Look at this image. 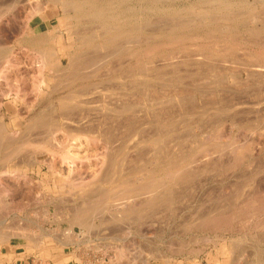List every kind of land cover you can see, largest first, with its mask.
<instances>
[{"label":"rangeland","instance_id":"obj_1","mask_svg":"<svg viewBox=\"0 0 264 264\" xmlns=\"http://www.w3.org/2000/svg\"><path fill=\"white\" fill-rule=\"evenodd\" d=\"M52 1L54 0H0V125H2L1 128L3 126L5 127L3 134L2 133L0 134L1 135L0 136V141H1L0 142V179H1L0 180V237L1 238L28 237V238H34L35 240L40 239L43 241L44 237L49 236L50 238L57 240L59 244H66V245L68 244L67 246L65 245L62 248L58 246V251L64 252L63 250H65L64 254H62V257L65 259L62 262L64 264H264V259H263L264 254H260L259 256H256V252L258 250L264 249L263 248L264 233H262L264 229L257 228L256 226H254L255 224L253 222L244 224L243 221H240V219L244 220L243 219L244 213L242 215L239 214L238 216H236V219L239 220L238 221L234 220L233 223L229 225L231 229H229V227L226 228L227 230L223 228L219 229V226H217L218 224L215 223V221L219 219L218 216L220 215L224 216L225 214L227 215L231 211H239L241 209L240 207L244 208L243 205L246 202L248 203V201L254 196L256 197L258 196V199L261 196L264 197L263 195L264 194V154L262 152L257 153L255 151L256 153L254 152V154H249V155L245 154L244 155L245 157H243V159L240 162L239 160L237 161L234 159L233 154L231 155V153L228 152H227L228 154L225 153L226 151H224V154L225 155L227 154L226 157L221 156L219 154H218L219 156L218 155L216 156L217 153L216 154L212 153V151L215 150L216 148L215 145L219 147L218 145L220 143L222 144L225 142L224 137L219 138L217 136V138L214 139V137H216L214 135L216 133L215 131H213L214 128H217L218 132H219L218 129L224 128L222 132L224 131L226 133L223 134L230 135L231 140H234L233 139L234 136L237 137L238 135H240L238 128L236 127L233 128L230 126V124L228 125V121L230 117L228 113L229 114L232 113L229 99H231L233 95L234 97H236L235 95H237V97L241 99L244 95L243 94L241 96L244 89L241 86H239L236 92L231 87L232 79L229 76L230 71H228L229 70L228 64L226 63L220 64V62L222 61L221 59H223V55L220 53H216L215 50L211 48V46L216 43H218L219 45L220 44L224 45L230 42V39H228V37L225 36L226 33L224 31H222L224 34L218 32V34L220 35H218L216 32H213L214 31L213 29L215 28L214 26L217 25V26H221L222 29L223 28L226 29L230 23L228 21L221 20L213 24L212 26L206 24H203V26L199 24L195 25V22L199 20L196 18H199L198 15H200V13L204 11H208L210 13L212 12L206 10L212 7V3H210L209 0H143V1L142 0H115V1L102 0L100 2L95 1L93 4L96 6H100L99 3H103L104 5L107 6L106 7L107 13L105 16H103L104 17L103 20L102 17L101 19L95 20L90 15L79 16L78 17L79 19L77 18H72V20H70V18L69 20L65 19L63 17V8L61 4L53 3ZM220 1L233 2L235 4L238 3L237 6L235 4L233 5V7L235 6L234 9L237 11L239 10L240 13H241V9L243 11V6L241 3H243L244 0H220ZM38 2H40L44 6V10L41 11V14L35 13V8L37 9ZM206 3L208 5H206ZM193 6L196 8V10H198V8L199 10L200 9H204V10L194 11L195 8L194 10L191 8ZM184 7L186 8L184 9ZM143 8L145 9L143 10ZM191 13L192 16H194L193 18L191 15L190 16L188 15ZM185 14L187 15L185 16ZM67 15L73 16L74 12L71 11ZM177 16L179 18H177ZM122 17L125 18V20ZM171 17H173V19H171ZM182 17L184 19H182ZM167 18L174 21H172L171 23L170 20ZM158 19L161 20L159 24L156 23L160 21ZM187 19L188 21L186 23H182V20H187ZM191 19H193V21ZM194 19H196L195 22ZM240 19L242 20V16L240 17ZM167 20H169L167 22L168 24L164 23ZM175 21H177V24ZM169 22L171 23L172 26L169 24ZM180 22L182 24H180ZM97 24L98 25L100 24V26H98ZM28 25H31L33 30L37 31L39 34H43V38L45 39L46 38L48 39V37L50 36L54 37V39L51 40V43L47 44L46 47H50L51 49L57 51L60 64L63 67L68 64V56L66 55L68 54V52L73 53L74 55L76 54L75 55L77 57L76 59H78L77 61H79L77 63L80 64V60H81L80 65L75 66L77 64L76 63L73 67H71L72 68L71 70L70 69L68 70L67 73L68 75L65 74L64 76L59 77L58 79L55 80V82H53V80H50L46 77V81L52 82V85L54 84L55 88L53 87L51 90H48L45 87V84L43 85L41 84L44 77L43 75H41L40 71L36 69L38 68L36 65L40 64L39 62L40 58L38 53L35 51L36 48L34 46L33 41L30 40V38L26 37L27 32L25 31L27 30L26 26ZM109 25L112 26V28L109 27ZM105 26L106 27L108 26V28H106ZM165 26L166 28H162ZM89 27L90 29L87 31V28ZM210 29L213 31H211ZM239 29L241 30L242 33L243 32L242 24L240 25ZM72 30L76 32L79 30L81 32L78 31L77 33L76 32L74 33L72 32ZM100 30L103 31L105 35L103 36L102 34L99 35L101 33ZM105 30H107L106 31L107 33L105 32ZM93 31L96 34L95 38ZM156 33L158 34L155 35ZM88 34L90 37L88 36ZM120 34H124V35L122 36ZM152 34L154 36H151ZM23 35L25 41H22ZM75 35L76 37L78 35L77 37L78 39L75 37ZM113 35H116L118 39H116V37L114 36L115 39L110 40L109 37ZM147 36L148 37L151 36L152 41L150 40L151 42H149L148 44H146L147 42L145 44L141 43L140 40H143V37L147 38ZM74 37L76 38V40L74 39ZM129 37L131 38L129 39ZM176 37H180V38H176ZM26 38H28L29 40ZM87 38L89 41L87 40ZM190 39L193 42L190 41ZM130 40L134 42L132 43ZM170 40H172L171 45L170 44L162 45L161 47L158 48L159 50L157 49L153 53L147 56L143 55L142 52L148 45L149 46L153 45L152 43L157 45L156 42H158L159 44L160 43L164 44V42ZM85 41H88L86 42L87 45L84 44ZM125 41H130L131 43L130 42L126 43ZM137 41H139L140 44ZM199 42H201V44L203 45H201ZM213 42L215 43L211 45L210 43ZM205 43H207L209 46ZM102 44L105 45V48L104 47L102 48V46H104ZM124 44L126 46H124ZM188 44L190 47L188 46ZM75 45L77 46L79 45L78 46L79 48ZM120 45L122 48L120 47ZM65 47H67L66 50L68 52L65 51ZM142 47H144V49ZM242 47L243 46L241 44V49ZM172 49L178 52V57L180 55V58L175 57V60L177 58L179 60L181 59L180 61L174 60L173 62L172 61L170 62V60H168V57H166V55L168 56L171 52H173ZM205 49L209 52L216 53L217 57L214 59L216 60V65L218 62L219 63L218 66L215 67L219 68V72L218 70L209 72L207 69H204L208 67L203 63L204 59L202 58L201 61L200 59L197 58V54H196L198 53L197 51L201 50L202 52H207ZM191 50H193L194 53H192ZM184 51H186L187 53ZM188 51H191L190 54L191 53L192 55L195 54L193 56L196 57L190 56ZM133 52L134 53L138 52V53L133 55ZM164 52L165 53L168 52V54L167 53L165 54ZM84 53H86V55ZM159 53L161 54L159 55ZM180 53H182V55L186 53L188 57L185 54L187 58L185 57L183 58L184 59L183 60ZM93 54L97 58H95ZM77 55H79V57ZM87 55L89 59L86 57ZM161 56L163 57L165 56L166 59H164ZM83 57L87 58L86 62H85L86 59L85 58L83 59ZM90 58L91 59L93 58L94 60L93 59L91 60ZM161 58L167 60L170 64L167 61L162 60ZM187 59H189L190 61ZM161 60L163 62H161ZM196 60H197V64L196 62L195 63L193 62ZM186 61H188L189 63H187ZM223 61L225 60L223 59ZM91 63L92 66H90ZM94 63H97L96 66H94L95 65ZM142 63L143 66L144 64L145 65L147 64L146 67L147 66L148 67L147 68L145 66L143 67ZM148 64H152V66L151 65L149 66ZM87 66L91 70H88ZM107 66L109 69H107ZM200 66L202 67V70ZM77 68H79L80 70ZM138 68H140L139 70L142 73L138 71ZM225 68L228 70H226ZM144 69L146 72L144 71ZM89 71H91V73ZM79 72L81 74L79 75L76 74ZM83 74H85L86 76ZM177 76L178 78H176ZM66 77L68 78L66 79ZM222 79L223 81L226 80L227 82L226 81L222 82ZM219 80L221 83H223L222 85H220ZM214 83L215 84L219 83V85L218 84L215 85ZM120 86L122 87L120 88ZM181 88L184 89L183 92L185 90H186L185 92L187 93L195 92L196 94H198V96H199V92L209 94L212 97L215 95V94L212 95V93H216L217 95H215L216 97L214 96L215 98L218 97L219 100L222 98L224 99V101L225 99H228L226 100L225 103L227 104V102H229V104L223 107H219L217 104L215 105L214 103H208V102L205 103L206 101H204L203 104L205 106L202 104V102L196 104L198 107L197 109H199V111L196 108L193 109L194 111H192L191 109L192 107H190V109L186 107L187 108L186 110L184 109V107L180 106V104H176L173 98L175 96L176 91L178 92L182 91ZM152 89L153 91H151ZM232 90H234L235 93L232 92ZM154 91L155 93H152ZM121 92H123V95L126 97L121 95L122 94ZM47 93L50 94L48 95ZM115 93L117 94L116 96ZM158 94L159 97L162 94L163 95L161 96V98H159ZM156 95L158 99L157 97L155 98ZM107 96L111 98L109 99V97ZM120 96L122 97L121 99L119 98ZM164 97L165 99H163ZM161 99H163L164 102H162ZM210 99L212 98L210 97ZM88 100L92 102H89ZM219 100H217V103L220 104L221 106ZM136 101H138V103ZM149 101L150 102L155 101L157 103L152 102L153 105L151 106L150 103H148ZM62 102L63 104L65 102L67 107L70 108V110H72L71 113L72 117H76L81 113H83V115L81 114L80 116H84L86 118H90V117L93 118L92 129H95L93 131L98 136L97 138H99L98 142L101 143L98 144L96 137H95L96 139L94 137H93L94 139L91 137L93 140L91 139L89 140L88 146H86V143H84L83 146L81 145V147L80 145H77L79 144V142L77 141L78 142L77 143L74 140L75 142L73 141V143L76 145L72 144L71 147L69 146L70 147L69 149L60 146H57L58 148L57 149L55 145L53 146V144H45V143L39 144L34 141H30V142L27 141L22 143L21 140H23V137L25 136L24 132L25 131L27 132L28 126L30 125L32 126L31 124L32 120H34V117L41 111V109L44 110L47 107L48 108L55 107V110L57 109L58 112L60 111L61 108L60 104ZM165 102L166 104L167 102H170L172 104L169 103L168 104L169 107H168L165 104ZM123 104L124 105L127 104L128 108L129 107L132 108H129L130 110L129 109L126 110V108H122ZM161 104L162 105L165 104V106L163 107L166 108L167 106L169 108V109L166 108V110H170V107L172 106L171 108L172 110L166 112L169 113L170 115L169 119H168V115L166 117V114L164 115L166 118L165 117L161 118L160 116V118L163 120L153 116L162 107V106L160 107ZM228 106H230V108H228ZM81 108L83 111L81 110ZM121 108L123 110H121ZM147 108L152 109V112L150 113L149 111H147ZM165 108H161V110ZM220 108H224L223 110L227 108V110L223 111ZM76 110L78 112L80 111L82 112L78 113ZM100 110L104 112L102 113L100 112ZM173 110L174 111L177 110V111L174 112ZM143 113L144 115L147 113L146 116H144ZM102 114L105 115L103 116ZM119 115H126L127 118L131 117L132 121L135 120L134 122H137L135 127L139 123L142 124L145 133L143 132L142 125L137 126L138 132L142 130V133H140L141 131L139 132L140 134L136 133L137 130H133V129L127 130L125 124H123L125 122L123 119L125 120L127 119L126 116L121 117ZM115 116L116 118H113ZM118 116L121 118H119ZM193 116L196 118H194ZM138 117L140 118V120ZM143 117H146L147 119ZM152 117H154L155 119ZM170 117H172L173 119ZM57 118H58L59 127H61L62 119L59 118L58 116ZM214 118H216L217 120ZM119 119L120 120L122 119V121H119ZM28 120H30L29 123ZM116 120H118L119 122ZM144 121H146L147 123ZM176 122L177 124H175ZM52 124H54L53 121L45 123V125L43 124H37L36 126L34 125L32 126L33 128L31 129L32 130L31 134L35 133L33 135H36V137H38L37 139L44 140L45 137L44 135L40 136L37 135L36 133L38 131H45L48 128L54 127V126L50 127V125ZM218 125L220 128L218 127ZM171 127L172 129H170ZM139 128L141 129L139 130ZM124 129H126L127 131ZM123 130L125 133L123 132ZM132 130L134 133H130L131 135L127 136L129 132H131ZM103 131L106 132L108 131V133L111 132L109 134L110 136L111 134L112 135L114 134V136H112L109 139L111 142H108V144L106 141H104V139L100 135V133H102ZM121 131L124 134H122ZM120 132L121 134H119ZM211 132H214V134H212ZM11 133L12 134L17 133V136L12 140L8 139L12 136ZM161 133H163V136H161ZM208 133L210 134L208 135ZM55 134H57L58 139L60 138L59 140L61 141H65L69 139L71 140V137L66 132H63V129H61V131H55ZM118 134L120 135V138L119 136L117 137ZM211 134L214 136H212ZM99 135L101 136V138L99 137ZM143 135L146 137H143ZM171 135H173V137H171ZM66 136L68 137L66 138ZM137 136H139L140 138H144L143 139L144 141H141L138 144V146L132 148L131 145L133 144V140L135 138L136 140L139 139V137L137 138ZM147 136L149 137L147 138ZM159 136H161L162 138H160ZM82 137H83L81 138L82 140L89 139V137L86 136H82ZM195 138H199V139L195 140ZM240 138L238 136L237 139L235 140L240 142L243 140L242 138L241 139ZM122 139H123L122 141L123 144L122 142H120V140ZM161 139L165 140V143L168 145L166 146V144H164L165 150L162 153L158 154L159 151H157V148L159 147L157 145L159 146L162 145L163 142L161 141L163 140ZM94 140H95V146H94ZM112 141H116V142L114 143ZM167 141H169L170 144L172 142L171 147L169 142ZM213 141L215 142L213 144L214 146L212 145ZM4 143L5 146L3 145ZM110 143H111L110 146H112L111 151H110L111 148L109 146ZM112 143L114 144L117 143L116 144L117 146L115 145V148L118 147L119 145L118 147L119 149L116 148L117 155H113V156L112 154H114L113 152H115L116 150L115 151L113 150L114 145ZM209 145L213 146V149L210 148ZM139 146L143 147V149L142 148L139 149L140 148ZM178 146L179 147L181 146L180 148L181 149L183 148L184 151H182L183 149L181 150L180 148H178ZM209 148L212 149V151ZM134 149L136 155L135 153H132ZM186 149L189 151V153L188 151H186ZM206 149L211 151L209 152V154L211 153V156L208 154V156H210L211 159L214 157L217 158L221 156L220 159L214 158L216 159V161L221 160V162L217 161L216 162L217 165L216 164L213 165L215 163L214 159L213 161H210L211 163L207 161V159H204L207 158L208 156L206 157L204 155L205 157H202L203 155L201 154L202 151L205 152ZM141 150L144 151L143 152L144 155H142ZM208 150H206V153L208 152ZM149 151L151 152V154H148L150 153ZM181 152L185 156L179 155L181 154ZM197 152L198 154L201 153L200 154L201 156L200 155L197 156L199 158L202 157L201 160L204 161L201 162V160L198 157H196ZM212 154L214 155V157ZM221 154L223 155V152ZM94 155H96V157ZM129 155L130 157L133 158H130ZM171 155L173 157H171ZM159 156L160 158L163 156H168L167 157L168 162L174 160L171 158H175V157L177 158V156L179 158L181 156L180 158L181 159L183 158L181 161L182 162L180 167L181 170L180 168L178 170V168L175 167L174 168L169 167L168 170L167 169L159 170L156 166L155 170L156 169L157 170L156 171L154 170L155 172H150V168L155 167L156 165L155 163ZM227 156L229 158L232 156L233 160H231V158L229 159ZM91 157H93L94 159ZM210 157H208L209 158L208 160H210ZM86 159L88 163L86 162ZM103 161L106 164L103 163ZM129 162H131V164H129ZM198 162L200 164H202L203 162H207L205 164L208 169L202 168L205 167L204 163L203 166L199 167L200 164ZM184 163L188 167H185L186 165ZM209 163L212 165L209 166ZM233 163L236 164L234 165ZM87 165H90V169L89 166ZM196 165L197 167L195 168ZM190 166L191 168L193 167V170L194 168L196 169V171L194 170V172L197 173L196 176L193 174V176L195 177L191 175L192 173H194L193 170L191 172L190 170H188L190 174L189 172L187 173L186 169H190L189 168ZM85 167L87 168L85 169ZM73 169L76 171L74 172ZM184 169L186 170L185 173H183L185 171ZM174 170H175V174L172 173L174 172ZM91 171H93L96 174L95 175L92 174L93 172L91 173ZM90 173L91 176L93 175V178L90 176ZM101 173L104 175H102ZM170 173H172V177ZM181 173L185 175H182ZM186 173L191 177L187 179L188 176L186 175ZM167 174L168 176H163ZM179 174H181V176H187V177L186 178L181 177ZM159 176H161V179L163 180V181L160 180V183L158 182V178L160 179ZM168 177H170L169 178L170 181ZM180 177L183 178L184 180L181 179ZM164 178L167 180H165ZM179 178L181 180H179ZM151 179H153V181ZM185 180H187L186 183ZM148 181H150V183L145 184ZM180 181L183 183V184L181 183L182 185L180 184ZM152 182L153 183L155 182L154 183L155 185ZM259 182L261 184H259ZM150 184L152 185L153 189L150 187L151 186ZM241 184H243V186ZM256 186L259 188H257ZM137 187L139 189H137ZM157 187H159L160 189ZM169 187H171L170 191L172 190L171 194L170 192L168 194V190L165 189ZM142 188H144L145 190ZM162 188L165 189L164 191H167V196L166 197L163 196L162 198H160L157 194L161 193ZM130 189H134V190H130ZM141 191H142V197L139 198V196H141L140 195ZM143 191L146 192L147 194L149 193V195L144 197L145 193H143ZM256 191H258L259 193L261 192L263 193H261L262 194L261 195ZM151 192H153L154 196L150 195ZM248 192L249 193L251 192L252 194L251 193L249 194ZM3 194L6 195L4 196ZM133 194H135V196L133 197H136V194L137 196L138 195L139 196L136 199L133 197L129 198ZM247 194H249L251 197L247 196ZM253 194L254 196L252 197ZM101 195L106 196V198L102 197ZM168 195L171 196L168 197ZM230 196L232 197L230 198ZM124 197L125 198L128 197L129 199L127 198L124 199ZM105 199L107 202L105 201ZM97 200H99V203ZM261 200L258 201L256 200L258 202V203L256 202L255 204L256 207L258 208L260 206L258 209L264 208L263 205L264 202L262 203V201L264 200L262 201ZM148 201L150 202L155 201V203L153 205L150 204L149 206ZM95 202L97 204H95ZM261 203L262 205H260ZM239 204H241L242 206H240ZM100 207L103 210V213H101L102 211ZM97 210L101 212H98ZM92 211L94 212L97 211L98 213L96 212V214H94V212ZM81 212L85 213V215L82 214ZM80 217H82V219ZM260 217L263 220L264 213H261ZM212 219L214 221L213 223L211 222ZM234 222L236 223L238 222L241 225L240 224L238 225V223L236 225L234 224ZM84 223L87 224L84 225ZM249 224L250 226L252 224L253 228L252 226L251 228L248 227ZM240 226L243 229L239 228ZM9 227L12 229V231ZM233 227L234 229H232ZM255 229H257V231ZM69 230L74 231L72 235H70L71 233H69ZM247 231L249 232L252 231V232L249 233ZM68 235L70 237H68ZM242 235L243 236L245 235L244 236L245 238L242 237ZM72 236H74V238ZM65 237H67V239H65ZM233 238L236 240L239 239V242L236 241L239 244L238 245L236 244L237 246L235 247L232 244ZM242 238H244V240L246 241L242 242ZM260 240H262L263 242H261ZM259 241L261 243H259ZM124 250L126 253H124ZM69 254L71 255L68 256ZM120 257L122 258L120 259ZM142 259H144L146 263Z\"/></svg>","mask_w":264,"mask_h":264},{"label":"bare ground","instance_id":"obj_2","mask_svg":"<svg viewBox=\"0 0 264 264\" xmlns=\"http://www.w3.org/2000/svg\"><path fill=\"white\" fill-rule=\"evenodd\" d=\"M95 1H97V2H100V1H102V0H54V1H52L53 3H60L61 4V6H62V8H63V17L65 18V19H68L69 20V18H70V20H72V18H77V19H79L78 17L79 16H83V15H90V16H92L95 20L96 19H101V17H102V20H103V16H105L106 15V13H107V6L106 5H104L103 3H99L100 4V6H96V5H94L93 3L95 2ZM115 1V0H114ZM143 1V0H142ZM210 1V3H212V7H210V9L208 8V9H206V10H209V11H212L211 13L210 12H208V11H204V12H202V13H200V15H198L199 16V18H196V19H199L197 22H195V20L196 19H194V22H195V25H197V24H199V25H202L203 26V24H206V25H209V26H212L213 24H215V23H217L218 21H221V20H224V21H228L230 24L227 26V28L226 29H222V27L221 26H214L215 28L213 29V30H211V31H213V32H216L217 34H218V32L219 33H222V34H224L222 31H224L226 34H225V36H227L228 37V39H230V42H228V43H226V44H224V45H222V44H218V43H216V44H214L215 42H213V43H210L211 45L212 44H214V45H210L211 46V48H213L214 50H215V52L216 53H220V54H222L223 55V59L226 61H223V59H221L222 61L220 62V64L221 63H226V64H228V69H226V70H228V71H230V78L232 79V88L237 92V89H238V87L239 86H241L243 89H244V91H243V93L241 94V96L243 95V97L240 99V98H238L237 97V95H235L236 97H234V95H233V97H232V95H231V99H229V101H230V105H231V112L232 113H228V115L230 116L229 117V121H228V125L230 124V126L231 127H236V128H238L239 129V133H240V135H238L239 136V138H240V136H241V138L243 139L242 141H240V139H239V141L241 142H238L237 140H235V139H237V137L236 136H234V140H231L230 139V135H226V134H223V133H226V132H222V130L224 129H221L220 127H219V125H218V127L221 129V131H220V129H218L219 130V132L217 131V128H214L213 129V131H215V133L216 134H214V132H211L212 134H214L216 137H214V139H216L217 138V136L219 137V138H221V137H224L225 139V142L224 143H220L218 146L219 147H217V145H215V150H213L212 151V149H213V144L215 143L214 141H213V143H212V145L213 146H211V145H209L210 146V148H212V149H210L211 151H212V153H217L216 154V156L219 154V155H221V156H225L226 157V155L228 154V153H231V155L233 154L234 155V159L235 160H239V162L243 159V157H245L244 155L246 154V155H249V154H254V152L256 151L257 153H259V152H262L263 154H264V0H244L243 1V3H241L242 4V6H243V11H242V9H241V13L239 12V10L237 11V10H235L234 9V7H233V5L235 4V3H233V2H221L220 0H209ZM238 2V1H237ZM155 3V2H154ZM205 3V2H204ZM209 3V2H208ZM233 3V4H232ZM40 2H38V4H37V9L35 8V13L36 14H41V11H43L44 10V6L41 4ZM199 4V3H198ZM39 5V6H38ZM201 5V4H200ZM200 5H199V8H200ZM206 5H208L207 3H206ZM236 6L238 5V3L237 4H235ZM239 5H240V2H239ZM135 6V5H134ZM131 7V6H130ZM189 7V6H188ZM186 7H184V9H185ZM193 10H194V6L193 7H191ZM199 8H198V10H196V8H195V10L194 11H200V10H204V9H200L199 10ZM239 8V7H238ZM145 8H143V10H144ZM150 9V8H149ZM181 9V8H180ZM120 10V9H119ZM175 10H177V9H175ZM186 10H188V9H186ZM189 10H191V9H189ZM192 10V11H193ZM71 11H73L74 12V15L73 16H68L67 14H69ZM114 11V10H113ZM132 11V10H131ZM139 11V10H138ZM179 11V10H178ZM121 12V11H120ZM130 12V11H129ZM191 12V11H190ZM180 13V12H179ZM197 13V12H196ZM242 14V15H241ZM187 14H185V16H186ZM189 16L191 15L192 16V13L191 14H188ZM195 15V14H194ZM197 15V14H196ZM242 16V20L240 19V17ZM194 16H192V18H193ZM110 18V17H109ZM108 18V19H109ZM112 18V17H111ZM123 18V17H122ZM130 18V17H129ZM139 18V17H138ZM176 18V17H175ZM177 18H179L178 16H177ZM176 18V19H177ZM181 18V17H180ZM191 18V17H190ZM86 19V18H85ZM89 19V18H88ZM87 19V20H88ZM124 20H125V18H123ZM162 19V18H161ZM167 19H169V18H167ZM171 19H173V17H171ZM182 19H184L183 17H182ZM120 20V19H119ZM158 20H160V19H158ZM170 20V19H169ZM169 20H167L166 22H164V21H162V22H164V23H167ZM179 20V19H178ZM181 20V19H180ZM192 21H193V19H191ZM81 21V20H80ZM86 21V20H85ZM126 21H127V19H126ZM129 21V20H128ZM172 21H174V20H170V22L172 23ZM183 21H185V22H183ZM188 21V19L187 20H182V23H186ZM191 21V22H192ZM132 22H134V21H132ZM148 22V21H147ZM159 22H161V20L160 21H158V22H156V23H158L159 24ZM169 22V24L171 25V23ZM176 22V24H177V21H175ZM189 22H190V19H189ZM70 23V22H69ZM103 23V22H102ZM127 23V22H126ZM140 23H141V21H140ZM181 22H180V24H182ZM222 23V22H221ZM72 24V23H71ZM80 24V23H79ZM94 24V23H93ZM105 24V23H104ZM123 24V23H122ZM163 24V23H162ZM168 24V23H167ZM175 24V23H174ZM220 24V23H219ZM242 24V27H243V32L241 33V30L239 29V27H240V25ZM98 25V24H97ZM129 25H131V24H129ZM145 25V24H144ZM143 25V26H144ZM166 25V24H165ZM170 25H168V26H170ZM188 25V24H187ZM191 25V24H190ZM193 25V24H192ZM94 26V25H93ZM92 26V27H93ZM98 26H100V24L98 25ZM142 26V25H141ZM172 26V25H171ZM185 26V25H184ZM106 27V26H105ZM109 27H111L112 28V26H110L109 25ZM115 27V26H114ZM137 27V26H136ZM156 27V26H155ZM176 27V26H175ZM194 27V26H193ZM197 27V26H196ZM205 27H207V26H205ZM104 28V27H103ZM106 28H108V26L106 27ZM116 28V27H115ZM138 28H139V26H138ZM151 28V27H150ZM162 28H166V26L165 27H162ZM180 28V27H179ZM204 28V27H203ZM26 31L25 32H27L26 34H27V36L26 37H28V38H30V40H32L33 41V43H34V46H35V51L38 53V55H39V58H40V64H37L36 66L38 67V68H36L37 70H39L40 71V73H41V75H43V80H42V85L43 84H45V87L48 89V90H51L53 87H54V84L52 85V82H48V81H46V77L48 78V79H50V80H53V82H55V80L56 79H58L59 77H61V76H64L65 74H67L68 73V70L70 69H72L71 67H73L77 62H79V61H77L78 59H76L77 57L73 54V53H69L66 49H67V47H65V51H67L68 52V54H66L67 56H68V64L66 65V66H62L61 64H60V61H59V57H58V54H57V51L56 50H53V49H51L50 47H46L47 46V44H49V43H51V40L52 39H54V37L52 36H50V37H48V39L46 38H43V34H39L37 31H35V30H33V28H32V26L31 25H28V26H26ZM90 29V27L89 28H87V31ZM142 29V28H141ZM182 29H184V28H182ZM186 29V28H185ZM197 29V28H196ZM85 30V29H84ZM104 30V29H103ZM135 30V29H134ZM172 30V29H171ZM170 30V31H171ZM187 30V29H186ZM240 30V31H239ZM79 31V30H78ZM77 31V32H78ZM101 31V30H100ZM99 31V32H100ZM107 30H105V32H106ZM160 31V30H159ZM167 31V30H166ZM173 31H175V30H173ZM25 32H24V34H25ZM72 32H76V31H73L72 30ZM76 32V33H77ZM79 32H81V31H79ZM110 32V31H109ZM144 32V31H143ZM162 32V31H161ZM168 32V31H167ZM92 33V32H91ZM107 33V32H106ZM117 33V32H116ZM128 33V32H127ZM136 33H138V32H136ZM142 33V32H141ZM163 33V32H162ZM70 34V33H69ZM93 34H94V38H95V32L93 31ZM102 34V36L103 35H105V33H103V31H101V33L99 34V35H101ZM158 33H156L155 35H157ZM164 34V33H163ZM117 35V34H116ZM116 35H113V36H108L109 37V39L110 40H114L115 39V37H116V39H118L117 38V36ZM120 35H124V34H120ZM139 35V34H138ZM162 35V34H161ZM165 35V34H164ZM185 35V34H184ZM218 35H220V34H218ZM20 36V35H19ZM45 36V35H44ZM82 36V35H81ZM88 36H89V34H88ZM115 36V37H114ZM132 36V35H131ZM141 36H143V35H141ZM151 36H154L153 34L151 35ZM151 36H147V38L145 37H143V40H140L141 41V43H146V44H148L149 42H151L152 40H151ZM160 36V35H159ZM23 37V39H22V41H25L24 40V35L22 36ZM75 37H76V35H75ZM74 37V39L76 40V38L78 37V35H77V37L75 38ZM90 37V36H89ZM93 37V36H92ZM97 37V36H96ZM133 37H134V35H133ZM135 37H136V35H135ZM140 37V36H139ZM138 37V38H139ZM188 37H191V36H188ZM194 37V36H193ZM198 37V36H197ZM226 37V38H227ZM28 38H26V39H28ZM49 38H50V40H49ZM81 38V37H80ZM84 38V37H83ZM131 37H129V39H130ZM137 38V39H138ZM142 38V37H141ZM176 38H180V37H176ZM185 38V37H184ZM196 38V37H195ZM201 38V37H200ZM78 39V38H77ZM90 39H92V38H90ZM98 39V38H97ZM107 39V38H106ZM128 39V38H127ZM136 39V38H135ZM135 39H133V40H135ZM164 39V38H163ZM167 39V38H166ZM169 39V38H168ZM172 39V38H171ZM175 39V38H174ZM191 39H193V38H191ZM190 39V41H192ZM197 39V38H196ZM206 39V38H205ZM29 40V39H28ZM87 40H88V38H87ZM109 40V41H110ZM151 40V41H150ZM154 40V39H153ZM173 40V39H172ZM172 40H170V41H167V42H164V44H159L158 42H156L157 43V45L156 44H154V43H152L153 45H148L145 49H144V47H142L143 49H144V51L142 52L143 53V55H149V54H151V53H153L155 50H157L159 47H161L162 45H171V42H172ZM193 40H195V39H193ZM199 40V39H198ZM222 40V39H221ZM89 41V40H88ZM88 41H85V43L84 44H86V42H88ZM91 41V40H90ZM131 41V40H130ZM130 41H125L126 43L127 42H130ZM163 41V40H162ZM165 41V40H164ZM177 41V40H176ZM179 41H182V40H179ZM213 41V40H212ZM241 41V42H240ZM124 42V43H125ZM132 43L134 42V41H131ZM130 42V43H131ZM138 43H139V41H137ZM193 42V41H192ZM29 43V42H28ZM31 43V42H30ZM125 43V44H126ZM135 43H136V41H135ZM163 43V42H162ZM200 44H201V42H199ZM208 43V42H207ZM207 43H205V44H207ZM52 44H53V42H52ZM124 44V46H126ZM129 44V43H128ZM140 44V43H139ZM176 44V43H175ZM198 44V43H197ZM241 44H242V49H241ZM87 45V44H86ZM92 45V44H91ZM102 45H104V44H102ZM117 45V44H116ZM201 45H203V44H201ZM208 45V44H207ZM27 46V45H26ZM33 46V47H34ZM51 46V45H50ZM75 46H77V45H75ZM79 46V45H78ZM77 46V47H78ZM185 46V45H184ZM188 46H189V44H188ZM209 46V45H208ZM52 47V46H51ZM81 47V46H80ZM96 47V46H95ZM105 48V45L104 46H102V48ZM120 47H121V45H120ZM172 47V46H171ZM190 47V46H189ZM31 48V47H30ZM79 48V47H78ZM122 48V47H121ZM125 48V47H124ZM131 48V47H130ZM168 48V47H167ZM187 48V47H186ZM192 48V47H191ZM210 48V47H209ZM90 49V48H89ZM111 49V48H110ZM120 49V48H119ZM179 49V48H178ZM183 49V48H182ZM91 50V49H90ZM96 50H98V49H96ZM95 50V51H96ZM122 50V49H121ZM142 50V49H141ZM159 50V49H158ZM180 50V49H179ZM184 50V49H183ZM194 50V49H193ZM193 50H191L192 51V53H194V51ZM206 50V49H205ZM110 51V50H109ZM116 51H117V49H116ZM140 51V50H139ZM172 51L173 52H171L168 56L166 55V57H168V60H170V62L172 61H174L175 60V57H177V58H180V55H179V57H178V52L176 51H174V49H172ZM182 51V50H181ZM191 51H188L189 52V54H190V52ZM196 51V50H195ZM207 51V50H206ZM92 52H93V50H92ZM103 52V51H102ZM170 52V51H169ZM180 52V51H179ZM184 52H186V51H184ZM198 53H196L197 54V58L198 59H204L203 60V63L205 64V65H207V66H205V67H207V68H204V69H207L209 72H213V71H215V70H218V72H219V68H216L215 66H218V63H217V65H216V60L214 59V58H216L217 56H216V53L215 52H209V51H207V52H202L201 50L200 51H197ZM106 53V52H105ZM104 53V54H105ZM108 53V52H107ZM138 52H133V55L134 54H137ZM165 53V52H164ZM167 54H168V52H166ZM165 53V54H166ZM187 53V52H186ZM185 53V54H186ZM192 53L190 54V56H192V57H196V56H193V55H195V54H193L192 55ZM85 55H86V53H84ZM89 54V53H88ZM97 54V53H96ZM161 53H159V55H160ZM162 54H163V52H162ZM181 54V57H182V59L183 58H185L186 56L188 57V55L186 54V56H185V54L184 55H182V53H180ZM177 55V56H176ZM78 57H79V55H77ZM90 56V55H89ZM93 56H95L94 54H93ZM140 56V55H139ZM138 56V57H139ZM142 56V55H141ZM184 56V57H183ZM87 58H88V55L86 56ZM91 57H92V55H91ZM102 57V56H101ZM106 57V56H105ZM152 57V56H151ZM160 57V56H159ZM161 57H163V56H161ZM166 57L164 56L163 58L164 59H166ZM186 57V58H187ZM191 57V58H192ZM220 57V56H219ZM85 57H83V59H84ZM87 58H85L86 60H85V62L87 61ZM94 58V57H93ZM92 58V59H93ZM95 58H97L96 56H95ZM94 58V59H95ZM140 58V57H139ZM163 58H161L162 60H164ZM176 58V60H178V61H180L179 59H177ZM226 58V59H225ZM89 59V58H88ZM91 59V58H90ZM91 59V60H92ZM93 59V60H94ZM104 59V58H103ZM106 59V58H105ZM98 60H100V59H98ZM102 60V59H101ZM161 60V62H163ZM175 60V61H176ZM184 60V59H183ZM187 60H189V59H187ZM218 60H219V58H218ZM164 61H167V60H164ZM190 61V60H189ZM199 61V60H198ZM202 61V60H201ZM83 62H84V60H83ZM88 62H89V60H88ZM92 62V61H91ZM95 62H97V61H95ZM116 62V61H115ZM139 62V61H138ZM156 62V61H155ZM168 62V61H167ZM182 62V61H181ZM187 63H189L188 61H186ZM194 63L196 62V64H197V60L196 61H193ZM93 63V62H92ZM92 63H91V65L90 64H88V65H90V66H92ZM100 63V62H99ZM114 63V62H113ZM143 63H144V61H143ZM143 63H142V66H143ZM169 63V62H168ZM167 63V64H168ZM190 63H192V62H190ZM202 63V62H201ZM80 64H81V60H80ZM79 63H77L75 66H77V65H80ZM83 64V63H82ZM95 65L94 66H96V64L97 63H94ZM101 64V63H100ZM141 64V63H140ZM139 64V65H140ZM153 64V63H152ZM152 64H148L149 66L151 65L152 66ZM170 64V63H169ZM175 64V63H174ZM147 65V64H146ZM146 65L144 64V66L146 67ZM157 65V64H156ZM89 66V67H90ZM94 66H93V68H94ZM110 66H111V64H110ZM109 66V67H110ZM115 66V65H114ZM143 66V67H144ZM180 66V65H179ZM222 66V65H221ZM221 66H220V68H221ZM224 66V65H223ZM148 67V66H147ZM146 67V68H147ZM201 67V66H200ZM227 67V66H226ZM82 68V67H81ZM84 68V67H83ZM87 68H88V66H87ZM92 68V67H91ZM92 68V69H93ZM96 68V67H95ZM111 68V67H110ZM185 68V67H184ZM187 68V67H186ZM77 69H79V68H77ZM106 69V68H105ZM107 69H109L108 68V66H107ZM128 69V68H127ZM140 68H138V71L140 72V70H139ZM153 69V68H152ZM171 69V68H170ZM189 69V68H188ZM193 69V68H192ZM80 70V69H79ZM88 70H91L90 68H88ZM87 70V71H88ZM98 70V69H97ZM175 70V69H174ZM178 70V69H177ZM180 70V69H179ZM201 70H202V67H201ZM221 70V69H220ZM74 71V70H73ZM92 71H94V70H92ZM96 71V70H95ZM134 71V70H133ZM141 71H143V70H141ZM144 71H145V69H144ZM157 71V70H156ZM176 71V70H175ZM77 72V71H76ZM82 72V71H81ZM90 73H91V71H89ZM104 72V71H103ZM146 72V71H145ZM152 72H154V71H152ZM172 72V71H171ZM222 72H223V70H222ZM227 72V71H226ZM70 73V72H69ZM84 73V72H83ZM128 73V72H127ZM140 73H142V72H140ZM217 73V72H216ZM76 74H81L80 72L79 73H76ZM150 74V73H149ZM68 75V74H67ZM77 75V76H78ZM83 75H85V74H83ZM87 75H90V74H87ZM181 75V74H180ZM184 75V74H183ZM76 76V77H77ZM86 76V75H85ZM124 76V75H123ZM179 76V75H178ZM178 76L176 77V78H178ZM212 76V75H211ZM69 77V76H68ZM68 77H66V79L68 78ZM71 77V76H70ZM75 77V78H76ZM216 77V76H215ZM64 78V77H63ZM74 78V77H73ZM222 78V77H221ZM65 79V80H66ZM202 79V78H201ZM223 79H225V78H223ZM223 79H222V82H225V81H223ZM180 80V79H179ZM194 80V79H193ZM200 80V79H199ZM205 80H206V78H205ZM221 80V79H220ZM220 80H219V83H220V85H222L223 83H221L220 82ZM215 81V80H214ZM213 81V82H214ZM40 82V81H39ZM196 82V81H195ZM194 82V83H195ZM216 82H218V81H216ZM227 82V81H226ZM58 83V82H57ZM219 83H216V84H218L219 85ZM56 84V83H55ZM62 84H64V83H62ZM210 84V83H209ZM215 84V83H214ZM215 84V85H216ZM57 85V84H56ZM120 85V84H119ZM200 85V84H199ZM62 86V85H61ZM57 87V86H56ZM122 86H120V88H121ZM181 87V86H180ZM55 88V87H54ZM187 88V87H186ZM185 88V89H186ZM189 88V87H188ZM182 89V88H181ZM56 90V89H55ZM148 90V89H147ZM176 90V89H175ZM174 90V91H175ZM177 90H178V88H177ZM183 90L184 89H182V91H176L175 92V96L173 97L174 98V100H175V103L176 104H180V106H182V107H184V109H186L187 110V108L186 107H188L189 109H190V107H192L191 109H192V111H194L193 109H197L198 107H197V105L196 104H198V103H201L202 102V104L204 103V101H206L205 103H214L215 105L217 104L219 107H223V106H225V105H227V104H229V102H227V104L225 103L226 102V100H228V99H225V101H224V99H218V97L217 98H215L216 96L215 95H217L216 93H212V95L213 94H215L213 97L212 96H210L209 94H205V93H203V92H199V96H198V94H196L195 92H192V90H191V92L192 93H187V92H183ZM190 90V89H189ZM188 90V91H189ZM234 90H232V92H234L235 93V91ZM138 91H139V89H138ZM146 91V90H145ZM151 91H153V89L151 90ZM159 91V90H158ZM200 91V90H199ZM223 91V90H222ZM222 91H221V93H222ZM225 91V90H224ZM53 92V91H52ZM150 92V91H149ZM149 92H148V94H149ZM209 92V91H208ZM117 93V92H116ZM115 93V96L117 95ZM122 94L121 95H123V92H121ZM138 93V92H137ZM151 93V92H150ZM152 93H155V91L154 92H152ZM159 93V92H158ZM160 93H163V92H160ZM233 93V94H234ZM48 94V93H47ZM46 94V95H47ZM50 94V93H49ZM48 94V95H49ZM125 94V93H124ZM156 94H157V91H156ZM211 94V93H210ZM232 94V93H231ZM239 94V95H240ZM107 95V94H106ZM109 95H111V94H109ZM127 95V94H126ZM153 95V94H152ZM161 95V94H160ZM163 95V94H162ZM161 95V96H162ZM167 95H169V94H167ZM220 95V94H219ZM229 95V94H228ZM114 96V95H113ZM119 96V95H118ZM124 96V95H123ZM129 96H131V95H129ZM138 96V95H137ZM161 96L159 97V94H158V97L159 98H161ZM208 96V97H207ZM224 96V95H223ZM227 96V95H226ZM225 96V97H226ZM107 97H109V96H107ZM124 97H126V96H124ZM123 97V98H124ZM135 97V96H134ZM148 97V96H147ZM151 97H153V96H151ZM157 97V95L155 96V98ZM158 97H157V99H158ZM210 97L212 98V99H210ZM221 97V96H220ZM219 97V98H220ZM240 97V96H239ZM47 98V97H46ZM111 97H109V99H110ZM113 98V97H112ZM115 98V97H114ZM120 99L122 98L121 96L119 97ZM118 98V99H119ZM132 98V97H131ZM150 98V97H149ZM215 98V99H214ZM63 99V98H62ZM66 99V98H65ZM163 99H165V97L163 98ZM163 99H161V101L162 102H164V100ZM167 99H169V98H167ZM172 99V98H171ZM115 100V99H114ZM136 100V99H135ZM147 100V99H146ZM151 100V99H150ZM173 100V99H172ZM212 100V101H211ZM217 100H219L220 101V103H221V106H220V104H218L217 103ZM86 101V100H85ZM84 101V102H85ZM89 102H92V101H90V100H88ZM125 101V100H124ZM127 101V100H126ZM139 101V100H138ZM138 101H136L137 103H138ZM142 101V100H141ZM170 101V100H169ZM222 101H224V102H222ZM83 102V101H82ZM89 102H87V103H89ZM118 102V101H117ZM121 102H123V101H121ZM157 103V102H155V101H149L148 103H150V105L152 106L153 105V103ZM158 102H160V101H158ZM86 103V102H85ZM119 103V102H118ZM123 103H125V102H123ZM127 103V102H126ZM135 103V102H134ZM133 103V104H134ZM143 103V102H142ZM152 103V104H151ZM170 102H167V104H166V102H165V104L168 106V104H169ZM223 103H224V105H223ZM165 104L164 105H160V107L161 108H165V107H163V106H165ZM170 104H172V103H170ZM175 104V105H176ZM126 105V106H125ZM123 104V106H122V108H126V110L127 109H129V108H132V107H127V104ZM131 105H132V103H131ZM139 105V104H138ZM204 105V104H203ZM209 105H211V104H209ZM213 105V104H212ZM129 106V105H128ZM137 106V105H136ZM166 106V108H168ZM205 106V105H204ZM217 106V107H218ZM60 111H58L57 112V109L55 110V107L54 108H45L44 110H42L41 109V111L34 117V120H32V122H31V124H32V126H36L37 124H43V125H45V123H48V122H51V121H53L54 122V124H52V125H50V127L51 126H54V127H52V128H48L47 130H45V131H38L36 134L37 135H40V136H42V135H44L45 137H44V140L42 139H37L38 137H36V135H33V134H35V133H32L31 134V129L33 128L31 125L30 126H28V130H27V132L25 131L24 133H25V136L23 137V140H21L22 141V143L23 142H27V141H34V142H37V143H45V144H53V146L55 145L56 146V148H57V146H60V147H63V148H70L71 146H72V144H74L73 143V141L75 140L76 142L78 141L79 142V144H77V145H80V147H81V145L83 146V144L84 143H86V146H88V144H89V140L91 139V140H93L95 137L97 138L98 136L94 133V131L93 130H95V129H92V126H93V118H86V117H84V116H80L81 114L83 115V113H81L80 115H78V116H76V117H72V110H70V108H68L67 107V105L65 104V102H64V104H63V102L60 104ZM117 107H119V106H117ZM140 107V106H139ZM144 107V106H143ZM179 107V106H178ZM209 107V106H208ZM216 107V108H217ZM121 108V110H123ZM145 108V107H144ZM161 108L157 111V113L155 114V115H153V114H151V115H153V116H155V117H157V118H159V119H161L162 117H165L164 115L166 114V117H167V115H168V119H169V113H166V112H169L170 110H172L171 108H172V106L170 107V110H166V108L165 109H162L161 110ZM228 108H230V106H228ZM135 109V108H134ZM133 109V110H134ZM149 108H147V111H149L150 113L152 112V109H149ZM155 109H157V108H155ZM169 109V108H168ZM175 109H176V107H175ZM220 109H224V108H220ZM81 110H82V108H81ZM125 110V109H124ZM130 110V109H129ZM132 110V111H133ZM143 110V109H142ZM141 110V111H142ZM153 110H154V108H153ZM179 110H180V108H179ZM198 111H199V109H197ZM206 110V109H205ZM225 110H227V108L225 109ZM225 110H223V111H225ZM77 111V110H76ZM78 111H79V109H78ZM77 111V112H78ZM83 111V110H82ZM82 111H80V112H82ZM135 111V110H134ZM174 111V110H173ZM177 111V110H176ZM176 111H174V112H176ZM196 111V110H195ZM80 112H78V113H80ZM100 112H102L101 110H100ZM104 112V111H103ZM102 112V113H103ZM139 112V111H138ZM172 112V111H171ZM179 112V111H178ZM191 112V111H190ZM90 113V112H89ZM89 113H87V114H89ZM121 113H122V111H121ZM145 113V112H144ZM144 113H143V115H144ZM149 113V114H150ZM111 114V113H110ZM147 114V113H146ZM146 114L144 115V116H146ZM216 114V113H215ZM221 114V113H220ZM77 115V114H76ZM89 115H91V114H89ZM88 115V116H89ZM103 115V114H102ZM101 115V116H102ZM105 115V114H104ZM103 115V116H104ZM130 115V114H129ZM133 115H134V113H133ZM140 115V114H139ZM139 115H137V116H139ZM179 115V114H178ZM203 115H204V113H203ZM211 115H212V113H211ZM227 115V114H226ZM57 116L59 117V118H61L62 119V123H61V127H59V124H58V118H57ZM87 116V117H88ZM107 116V115H106ZM119 116H126V115H119ZM118 116V117H119ZM142 116V115H141ZM147 116H149V115H147ZM159 116V117H158ZM160 116H161V118H160ZM191 116V115H190ZM189 116V117H190ZM218 116V115H217ZM121 117H119V118H121ZM135 117V116H134ZM165 117V118H166ZM188 117V118H189ZM194 117V116H193ZM221 117V116H220ZM113 118H116V116L115 117H113ZM126 118H127V116H126ZM133 118V117H132ZM139 118V117H138ZM143 118H146V117H143ZM152 118H154V117H152ZM170 118H172V117H170ZM194 118H196V117H194ZM210 118H212V117H210ZM218 118V117H217ZM32 119H33V117H32ZM107 119V118H106ZM112 119V118H111ZM147 119V118H146ZM151 119V118H150ZM150 119H149V121H150ZM155 119V118H154ZM167 119V120H168ZM173 119V118H172ZM190 119V118H189ZM214 119H216V118H214ZM220 119V118H219ZM105 120V119H104ZM124 121V123L123 124H125V126H126V129L127 130H131V129H133V130H137V126H141L142 124H138L136 127H135V125H136V123L137 122H134L135 120H133L132 121V119H131V117H129V118H127L126 120L125 119H123ZM139 120H140V118H139ZM144 120V119H143ZM152 120V119H151ZM161 120H163V119H161ZM166 120V119H165ZM217 120V119H216ZM29 121L30 120H28V123H29ZM111 121V120H110ZM116 121H118V120H116ZM115 121V122H116ZM119 121H122V119L120 120L119 119ZM118 121V122H119ZM169 121V120H168ZM211 121V120H210ZM141 122V121H140ZM144 122H146V121H144ZM162 122V121H161ZM214 122V121H213ZM215 122H217V121H215ZM121 123V122H120ZM147 123V122H146ZM220 123V122H219ZM221 123H223V122H221ZM175 124H177V122L175 123ZM118 125V124H117ZM173 125V124H172ZM171 125V126H172ZM203 125V124H202ZM211 125H212V123H211ZM1 126L2 125H0V134L2 133L3 134V131L5 130V127L3 128H1ZM38 126H40V125H38ZM170 126V125H169ZM174 126H176V125H174ZM220 126H221V124H220ZM145 127V126H144ZM163 127V126H162ZM181 127V126H180ZM215 127H217V126H215ZM35 128V127H34ZM45 128V127H44ZM54 128V129H53ZM118 128V127H117ZM134 128H136V129H134ZM168 128V127H167ZM61 129H63V132H66L70 137H71V140L69 139V140H65V141H61V140H59L58 139V137H57V134H55V131H61ZM126 129H124V130H126ZM141 128H139V130H140ZM142 129H143V132L145 133V130H144V128H143V125H142ZM170 129H172V127L170 128ZM207 129V128H206ZM98 130H100V129H98ZM124 130H123V132H124ZM126 130V131H127ZM133 130L131 131V132H129V134L127 135V136H130L131 134L130 133H134L133 132ZM203 130V129H202ZM141 131V132H140ZM139 132L140 133H142V130H140ZM191 131V130H190ZM19 132V131H18ZM122 132V131H121ZM121 132L119 133V134H121ZM122 132V134H124ZM138 132V130L136 131V133H139ZM152 132V131H151ZM200 132V131H199ZM14 133V132H13ZM111 133V132H110ZM110 133H108V131L106 132V131H103L102 133H100V135L102 136V138L104 139V141H106L107 142V144H108V142H111L109 139L112 137V136H114V134L112 135L111 134V136L109 135ZM139 133V134H140ZM147 133V132H146ZM153 133V132H152ZM185 133V132H184ZM188 133V132H187ZM117 135V137L119 136V138H120V135ZM151 134V133H150ZM150 134H148V135H150ZM186 134V133H185ZM194 134V133H193ZM198 134V133H197ZM210 133H208V135H209ZM211 134V135H212ZM9 135V134H8ZM11 137L10 138H8V139H14L16 136H17V133H15V134H12L11 133ZM99 135V137L101 138V136ZM137 135V134H136ZM147 135V134H146ZM152 135V134H151ZM158 135H159V132H158ZM214 135H212V136H214ZM1 136V135H0ZM82 136H86V137H89V139H81V138H83ZM142 136V135H141ZM161 136H163V133H161ZM161 136H159L160 138H162ZM175 136V135H174ZM184 136V135H183ZM191 136V135H190ZM19 137V136H18ZM63 137V136H62ZM65 137V136H64ZM68 136H66V138H67ZM93 139H92V138ZM122 137V136H121ZM139 136H137V138H138ZM143 137H146V136H144L143 135ZM149 136H147V138H148ZM171 137H173V135H171ZM236 137V138H235ZM95 138V139H96ZM147 138H146V140H147ZM167 138V137H166ZM183 138V137H182ZM191 138V137H190ZM189 138V139H190ZM201 138V137H200ZM210 138H213V137H210ZM210 138H208V139H210ZM19 139V138H18ZM98 139L99 138H97V142H98ZM103 139H101V140H103ZM126 139V138H125ZM124 139V140H125ZM144 138H140L139 137V139L138 140H136V138L133 140V144L131 145L132 146V148H135L136 146H138V144L141 142V141H144L143 140ZM156 139V138H155ZM154 139V140H155ZM184 139H186V138H184ZM194 139V138H193ZM196 139H199V138H195V140ZM207 139V140H208ZM111 140H113V139H111ZM161 140H163V139H161ZM173 140V139H172ZM204 140V139H203ZM7 141V140H6ZM20 141V142H21ZM60 141H61V144H60ZM74 141V142H75ZM100 141V140H99ZM123 141V139L122 140H120V142H122ZM170 141V140H169ZM169 141H167V142H169ZM181 141V140H180ZM198 141V140H197ZM206 141V140H205ZM217 141V140H216ZM222 141V140H221ZM244 141V142H243ZM1 142V141H0ZM77 142V143H78ZM91 142H93V141H91ZM112 142H116V141H112ZM161 142H163L162 143V145L161 146H159V145H157L159 148H157V151H159L158 152V154H160V153H162L164 150H165V146H164V144H166L165 143V140H163V141H161ZM160 142V143H161ZM174 142V141H173ZM186 142V141H185ZM184 142V143H185ZM195 142V141H194ZM243 142V143H242ZM101 143V142H100ZM99 142H98V144H100ZM114 143H112L114 146H113V150L115 151L116 150V148L117 149H119L118 147H119V145H118V147H116L115 148V145L117 144H114ZM150 143V142H149ZM177 143V142H176ZM175 143V144H176ZM199 143V142H198ZM204 143V142H203ZM2 144V143H1ZM9 144V143H8ZM118 144H120V143H118ZM122 144H123V142H122ZM143 144V143H142ZM146 144V143H145ZM169 144H170V142H169ZM174 144V145H175ZM208 144V143H207ZM4 146H5V143L3 144ZM74 145H76V144H74ZM111 145V143L109 144V146ZM168 144H166V146H167ZM171 145H172V142H171V144H170V147H171ZM177 145V144H176ZM179 145H180V142H179ZM52 146V145H51ZM70 146V147H69ZM94 146H95V140H94ZM93 146V147H94ZM117 146V145H116ZM130 146V147H131ZM112 146H110V148H111ZM140 148L139 149H143V147H141V146H139ZM173 147H176V146H173ZM181 147V146H180ZM179 146H178V148H180ZM23 148V147H22ZM54 148V147H53ZM95 148V147H94ZM109 148V149H110ZM115 148V149H114ZM146 148V147H145ZM188 148V147H187ZM203 148V147H202ZM205 148V147H204ZM58 149V148H57ZM59 149H61V148H59ZM65 149V150H66ZM138 149V148H137ZM136 149V150H137ZM152 149V148H151ZM169 149V148H168ZM177 149V148H176ZM181 149V148H180ZM183 149V148H182ZM181 149V150H182ZM191 149H192V147H191ZM190 149V150H191ZM199 149V148H198ZM217 149V150H216ZM26 150V149H25ZM71 150V149H70ZM112 150V148L110 149V151ZM121 150V149H120ZM148 150V149H147ZM178 150V149H177ZM180 150V151H181ZM200 150H202V149H200ZM206 150H208V149H206ZM206 150H205V152H203L202 151V154L201 153H199L198 154V152L196 153V157H198L197 155H203L202 157H207L208 156V154H209V152H211V151H209L208 150V152L206 153ZM227 150H229V151H227ZM131 151V150H130ZM135 151V149L133 150V152L132 153H135L134 152ZM138 151V150H137ZM136 151V152H137ZM142 151V152H141ZM140 152L142 153V155H144L143 154V150H141ZM182 151H184V149L182 150ZM186 151H188L187 149H186ZM214 151H216V152H214ZM224 151H226L225 153H227L226 155L224 154ZM113 152V151H112ZM140 152H139V154H140ZM150 152V151H149ZM169 152H171V151H169ZM201 152V151H200ZM223 152V155L221 154ZM255 152V153H256ZM111 153V152H110ZM114 154H112V156L113 155H117V150L115 151V152H113ZM156 153V152H155ZM188 153H189V151H188ZM204 153V154H203ZM131 154V153H130ZM148 154H151V152L150 153H148ZM157 154V155H158ZM174 154H176V153H174ZM190 154H192V153H190ZM79 155V154H78ZM89 155V154H88ZM109 155V154H108ZM134 155V154H133ZM135 155H136V153H135ZM134 155V156H135ZM146 155V154H145ZM166 155H168V154H166ZM179 155H183V153L181 152V154H179ZM200 155V156H201ZM205 155V156H204ZM210 156H211V153L209 154ZM213 155V154H212ZM218 155V156H219ZM63 156V155H62ZM85 156V155H84ZM95 157H96V155H94ZM105 156V155H104ZM112 156H109V157H112ZM132 156V155H131ZM153 156H154V154H153ZM170 156V155H169ZM183 156H185V155H183ZM193 156V155H192ZM210 156H208V157H210ZM221 156L220 157H217L218 159H220L221 158ZM229 156V155H228ZM227 156V157H228ZM89 157V156H88ZM115 157V156H114ZM129 157H130V155H129ZM148 157V156H147ZM167 157L168 156H163V157H161L160 158V156L158 157V159H157V161H156V165H155V167H153V168H150V172H155L156 170H155V168H156V166H157V168L159 169V170H161V169H169V167H175V168H178V170H179V168L181 167V161H182V159L179 157L178 158V156H177V158L175 159V158H171V159H174V160H172V161H169L168 162V160H167ZM171 157H173L172 155H171ZM188 157V156H187ZM195 157V158H196ZM201 157V158H202ZM204 158V159H207V161H213V159L214 158H216V157H214V155H213V157L214 158H212L211 159V157H210V160H208L209 158ZM91 158H93V157H91ZM98 158V157H97ZM108 158V157H107ZM130 158H133V157H130ZM139 158V157H138ZM137 158V159H138ZM140 158H141V156H140ZM139 158V159H140ZM155 158H156V156H155ZM186 158V157H185ZM184 158V159H185ZM195 158H194V161H195ZM199 158V157H198ZM197 158V159H198ZM201 158H199L200 160H201ZM216 158V159H217ZM229 158V157H228ZM231 158V160H233L232 159V156L230 157ZM229 158V159H230ZM94 159V158H93ZM96 159V158H95ZM111 159H113V158H111ZM145 159H146V157H145ZM169 159V158H168ZM192 159V158H191ZM198 159V160H199ZM216 159H214L215 161V163L214 162H212V163H214L213 165H215L216 164V162L217 161H220L221 162V160H217L216 161ZM228 159V160H229ZM248 159H250V158H248ZM64 160V159H63ZM76 160V159H75ZM85 160V159H84ZM105 160V159H104ZM126 160V159H125ZM136 160V159H135ZM134 160V161H135ZM141 160V159H140ZM189 160V159H188ZM188 160H187V162H188ZM247 160V159H246ZM62 161V160H61ZM68 161V160H67ZM95 161V160H94ZM93 161V162H94ZM108 161H110V160H108ZM112 161V160H111ZM202 161H204V160H201V162ZM230 161V160H229ZM228 161V162H229ZM236 161V162H237ZM65 162V161H64ZM70 162V161H69ZM79 162V161H78ZM86 162H87V159H86ZM127 162V161H126ZM125 162V163H126ZM136 162V161H135ZM138 162V161H137ZM141 162V161H140ZM185 162V161H184ZM191 162H193V161H191ZM235 162V161H234ZM88 163V162H87ZM103 163H105L104 161H103ZM103 163H101V164H103ZM128 163V162H127ZM186 163V162H185ZM184 163V164H185ZM195 163V162H194ZM193 163V164H194ZM197 163V162H196ZM199 163V162H198ZM204 164L205 163H207V162H203ZM203 163L202 164H200V166L199 167H201V166H203ZM211 163V162H210ZM209 163V166H211L212 164H210ZM247 163V162H246ZM72 164V163H71ZM90 164V163H89ZM106 164V163H105ZM129 164H131V162H129ZM132 164H133V162H132ZM135 164V163H134ZM187 164V163H186ZM185 164V165H186ZM199 164H197V165H199ZM231 164V163H230ZM234 164V163H233ZM236 164V163H235ZM234 164V165H235ZM250 164V163H249ZM91 165V164H90ZM90 165H87V166H89V169H90ZM93 165V164H92ZM197 165L195 166V168L197 167ZM217 165V164H216ZM228 165H229V163H228ZM240 165H241V163H240ZM80 166V165H79ZM86 166V165H85ZM101 166V165H100ZM153 166H154V164H153ZM193 166V165H192ZM208 166V167H209ZM231 166V165H230ZM229 166V167H230ZM105 167V166H104ZM103 167V168H104ZM110 167H111V165H110ZM129 167V166H128ZM185 167H188L187 165L185 166ZM194 167V166H193ZM193 167L191 168V166L189 167L190 169H186L187 170V173L189 172L188 170H190V172L193 170ZM216 167V166H215ZM232 167V166H231ZM87 167H85V169H86ZM119 168V167H118ZM194 168V170L196 171V169ZM202 168H207V166H206V164H205V167H202ZM234 168V167H233ZM105 169V168H104ZM124 169H127V168H124ZM184 169V170H185ZM208 169V168H207ZM206 169V170H207ZM231 169V168H230ZM74 170V169H73ZM78 170V169H77ZM99 170V169H98ZM101 170H103V169H101ZM155 170V171H154ZM180 170H181V168H180ZM186 170L183 172V173H185L186 172ZM194 170H193V172H194ZM76 170H74V172H75ZM94 171V170H93ZM93 171H91V173L93 172ZM95 171H96V169H95ZM105 171V170H104ZM148 171V170H147ZM177 171V170H176ZM198 171V170H197ZM202 171V170H201ZM90 172V171H89ZM88 172V173H89ZM99 172V171H98ZM149 172V173H150ZM172 172V171H171ZM190 172H189V174H190ZM77 173V172H76ZM91 173H90V176H91ZM96 173H97V171H96ZM96 173H92V174H96ZM168 173V172H167ZM172 173H174L175 174V170H174V172H172ZM172 173H170V175H171V177H172ZM177 173V172H176ZM180 173V172H179ZM187 173H186V175H187ZM79 174H80V172H79ZM102 174V173H101ZM182 174V173H181ZM181 174H179L180 176H181ZM193 174L196 176V172H194V173H192L191 175L193 176ZM14 175V174H13ZM69 175V174H68ZM102 175H104V174H102ZM176 175H178V174H176ZM182 175H185V174H182ZM79 176V175H78ZM80 176H81V174H80ZM89 176V175H88ZM87 176V177H88ZM97 176V175H96ZM163 176H168V174L167 175H163ZM188 176V177H187ZM187 176H181V177H184V178H186L187 177V179L188 178H190L191 176H189V175H187ZM195 176H193V177H195ZM72 177V176H71ZM92 178H93V175L91 176ZM160 177V179L158 178V182L160 183V180H162L161 179V176H159ZM173 177H175V176H173ZM180 177V178H181ZM83 178V177H82ZM91 178V179H92ZM155 178V177H154ZM170 177H168V179H169ZM179 178V180H181V179H183V178H181L180 179ZM260 178V177H259ZM90 179V178H89ZM165 179V178H164ZM178 179V178H177ZM194 179V178H193ZM248 179V178H247ZM250 179V178H249ZM1 180V179H0ZM84 180V179H83ZM152 181H153V179H151ZM150 180V181H151ZM165 180H167V179H165ZM175 180V179H174ZM173 180V181H174ZM179 180H177V181H179ZM184 180V179H183ZM93 181V180H92ZM147 181V180H146ZM150 181H148V182H144L145 184H147V183H150ZM154 181H155V179H154ZM156 181H157V179H156ZM163 181V180H162ZM169 181H170V179H169ZM177 181H176V184H177ZM186 181L187 180H185V183H186ZM189 181V180H188ZM261 181V180H260ZM244 182V181H243ZM153 183V182H152ZM155 183V182H154ZM153 183V184H154ZM182 182L180 181V184H181ZM240 183H241V181H240ZM258 183V182H257ZM156 184H157V182H156ZM161 184H162V182H161ZM175 184V183H174ZM179 184V183H178ZM183 184V183H182ZM181 184V185H182ZM259 184H261L260 182H259ZM151 185V184H150ZM155 185V184H154ZM169 185H171V184H169ZM180 185V186H181ZM242 186H243V184H241ZM146 186V185H145ZM145 186H143V187H145ZM160 186V185H159ZM162 186V185H161ZM164 186V185H163ZM259 186H262V185H259ZM148 187H149V185H148ZM147 187V188H148ZM151 188H152V185L150 186ZM238 187V186H237ZM257 187V186H256ZM157 188H159V187H157ZM170 188L171 187H169V188H165V189H167L168 190V194H169V192H170V194H171V191H170ZM173 188V187H172ZM177 188V187H176ZM257 188H259V187H257ZM137 189H139L138 187H137ZM136 189V190H137ZM142 189H144V188H142ZM153 189V188H152ZM160 189V188H159ZM165 189H163L162 188V190H161V193L159 194H157V192H156V194L160 197V198H162L163 196H167V191H164ZM261 189H263V188H261ZM260 189V190H261ZM122 190V189H121ZM130 190H134V189H130ZM145 190V189H144ZM147 190H149V189H147ZM158 190V189H157ZM174 190V189H173ZM235 190V189H234ZM238 190V189H237ZM257 190V189H256ZM259 190V189H258ZM5 191V190H4ZM95 191V190H94ZM99 191V190H98ZM151 191V190H150ZM253 191V190H252ZM93 192V191H92ZM115 192V191H114ZM113 192V193H114ZM236 192V191H235ZM254 192V191H253ZM256 192H258V191H256ZM255 192V193H256ZM89 193V192H88ZM90 193H91V191H90ZM126 193V192H125ZM124 193V194H125ZM133 193V192H132ZM136 193H138V192H136ZM143 193H145V196H144V194H143V196L144 197H146L147 195H149V193L147 194L146 192H144L143 191ZM233 193V192H232ZM237 193V192H236ZM249 193V192H248ZM251 193V192H250ZM249 193V194H250ZM259 193V192H258ZM261 193H263V192H261ZM261 193H259V194H261ZM87 194V193H86ZM117 194V193H116ZM124 194H123V196H124ZM127 194H128V192H127ZM155 194V193H154ZM155 194V195H156ZM231 194V193H230ZM249 194H247V196H250ZM252 194V193H251ZM4 195V194H3ZM6 195V194H5ZM4 195V196H5ZM104 195V194H103ZM107 195V194H106ZM112 195V194H111ZM140 195L141 196H139V198L140 197H142V191H141V193H140ZM151 196L153 195V192H151V194H150ZM262 195V194H261ZM264 195V194H263ZM84 196V195H83ZM102 196V195H101ZM113 196V195H112ZM122 196V197H123ZM133 196H135V194H133L131 197H129V198H132ZM137 196V194H136V197H133V198H137L138 197ZM154 196V195H153ZM171 196V195H170ZM169 195H168V197H170ZM254 196V194L252 195V197ZM99 197V196H98ZM102 197H104V198H106V196H102ZM128 197H126L127 199H129ZM156 197V196H155ZM164 197V198H165ZM232 196H230V198H231ZM239 197V196H238ZM251 197V196H250ZM255 197V198H254ZM253 198H251L249 201H248V203L246 202H244L245 204L243 205L244 206V208H242V207H240L241 209L239 210V211H231L229 214H225L224 216H222V215H220V216H218V218L219 219H217V221H215V223H217L216 225L217 226H219V229L220 228H223V229H226L227 227H229V229H231L230 228V226L229 225H231V223H233V221L234 220H237L236 219V216H238L239 214H243V216H244V220H241L240 219V221H243L244 222V224H248V223H251V222H253L255 225L254 226H256L257 228H260V229H264V219L262 220V218L260 217L261 216V213H264L263 211H264V208L262 209H258L260 206L259 205H257V206H259L258 208L256 207V202L258 201V200H264V197H260V195H259V199H258V196L256 197V196H254ZM95 198V197H94ZM108 198V197H107ZM121 198V197H120ZM125 197H124V199H126ZM148 198V197H147ZM149 198H151V197H149ZM158 198V197H157ZM172 198V197H171ZM257 198V199H256ZM20 199V198H19ZM99 199V198H98ZM101 199H103V198H101ZM122 199V198H121ZM124 199H123V201H124ZM155 200V199H154ZM158 200V199H157ZM219 200V199H218ZM244 200V199H243ZM257 200V201H256ZM261 200V201H262ZM98 201V203H99V200H97ZM105 201H106V199H105ZM121 201V200H120ZM146 201V200H145ZM151 201H153V200H151ZM156 201V200H155ZM155 201L154 202H150V201H148L149 202V206H150V204H154L155 203ZM103 202V201H102ZM107 202V201H106ZM117 202V201H116ZM148 202H146V203H148ZM264 201H262V203H263ZM85 203V202H84ZM105 203V202H104ZM125 203V202H124ZM219 203H221V202H219ZM223 203V202H222ZM227 203V202H226ZM258 203V202H257ZM262 203L260 204V205H262ZM95 204H97L96 202H95ZM143 204H144V202H143ZM224 204H225V202H224ZM231 204V203H230ZM229 204V205H230ZM75 205V204H74ZM89 205V204H88ZM94 205V204H93ZM92 205V206H93ZM103 205V204H102ZM151 205V206H152ZM222 205V204H221ZM240 206H242L241 204H239ZM263 205H264V203H263ZM86 206V205H85ZM90 207V206H89ZM102 207V206H101ZM101 207H100V209H101ZM105 207V206H104ZM103 207V208H104ZM139 207V206H138ZM219 207H220V205H219ZM225 207V206H224ZM86 208H88V207H86ZM85 208V209H86ZM81 209V208H80ZM97 209H99V208H97ZM128 209V208H127ZM133 209V208H132ZM136 209V208H135ZM94 210V209H93ZM223 210V209H222ZM87 211V210H86ZM98 212H101V213H103V210L101 209V211H99V210H97ZM96 211V212H97ZM141 211V210H140ZM85 212V211H84ZM92 212H94V211H92ZM96 212H94V214H96ZM97 212V213H98ZM76 213V212H75ZM82 213V212H81ZM127 213H129V212H127ZM82 214H84L85 215V213H82ZM92 214V213H91ZM121 214H123V213H121ZM90 215V214H89ZM115 215V214H114ZM239 217H241V216H239ZM258 217V218H257ZM81 219H82V217H80ZM216 218V217H215ZM238 218V217H237ZM21 219V218H20ZM208 220V219H207ZM239 220V219H238ZM237 220V221H238ZM85 221V220H84ZM239 221V222H240ZM209 222H210V220H209ZM212 223L214 222L213 221V219H212V221H211ZM215 223H214V226H215ZM238 223V222H237ZM237 223L236 222H234V224H236L237 225ZM14 224V223H13ZM87 223H84V225H86ZM205 224V223H204ZM240 223H238V225H239ZM16 225V224H15ZM28 225V224H27ZM26 225V226H27ZM200 225H202V224H200ZM210 225V224H209ZM235 225V226H236ZM241 225V224H240ZM243 225V224H242ZM88 226V225H87ZM207 226V225H206ZM211 226V225H210ZM216 226V227H217ZM244 226H247V225H244ZM251 226H252V224H251ZM251 226H250V224H249V226L248 227H250L251 228ZM14 227V226H13ZM20 227V226H19ZM24 227V226H23ZM89 227V226H88ZM91 227V226H90ZM213 227V226H212ZM10 228V227H9ZM239 228H241V229H243L241 226L239 227ZM252 228H253V226H252ZM11 229V228H10ZM25 229V228H24ZM203 229V228H202ZM210 229V228H209ZM218 229V230H219ZM232 229H234V227L232 228ZM249 229V228H248ZM8 230V229H7ZM14 230V229H13ZM23 230V229H22ZM28 230V229H27ZM227 230V229H226ZM250 230V229H249ZM256 231H257V229H255ZM254 230V231H255ZM259 230V229H258ZM11 231H12V229H11ZM20 231V230H19ZM26 231V230H25ZM225 231V230H224ZM253 231V232H254ZM6 232V231H5ZM10 232V231H9ZM22 232V231H21ZM20 232V233H21ZM29 232V231H28ZM73 230H69V233H71L70 235H72L73 234ZM128 232V231H127ZM247 232H249V231H247ZM250 232H252V231H250ZM249 232V233H250ZM230 233V232H229ZM257 233V232H256ZM255 233V234H256ZM259 233H261V232H259ZM262 233H264V231H262ZM10 234V233H9ZM26 234V233H25ZM254 234V235H255ZM27 235V234H26ZM249 235V234H248ZM253 235V234H252ZM251 235V236H252ZM257 235V234H256ZM245 236V235H244ZM243 235H242V237H244ZM4 237H5V235H4ZM68 237H70L69 235H68ZM73 238H74V236H72ZM71 237V238H72ZM239 237V236H238ZM247 237V236H246ZM245 238V237H244ZM244 238H242V242L243 241H246V240H244ZM257 238V237H256ZM65 239H67V237H65ZM196 239V238H195ZM231 239V238H230ZM258 239V238H257ZM257 239H256V241H257ZM263 240V239H262ZM262 240H260L261 242H263ZM42 241V240H41ZM40 241V242H41ZM74 241V240H73ZM91 241V240H90ZM232 241H233V245H234V247L235 246H237L239 243V239L238 240H236V239H232ZM234 241H235V243H234ZM236 241H238V242H236ZM255 241V240H254ZM259 241V243H261ZM68 242V241H67ZM66 242V243H67ZM187 242V241H186ZM257 243H258V241H257ZM102 244V243H101ZM184 244V243H183ZM237 244V245H236ZM243 244V243H242ZM41 245H43V242H41L40 243V246ZM38 246V245H37ZM104 246H105V244H104ZM185 246H187V245H185ZM115 247V246H114ZM183 248V247H182ZM262 248V247H261ZM263 248H264V246H263ZM184 249V248H183ZM182 249V250H183ZM240 249V248H239ZM115 251V250H114ZM123 251V250H122ZM181 252V251H180ZM256 252V251H255ZM124 253H126L125 252V250H124ZM145 253V252H144ZM152 253V252H151ZM260 254H264V249H261V250H258L257 252H256V256H259ZM156 255V254H155ZM126 256V255H125ZM151 256V255H150ZM141 257V256H140ZM122 257H120V259H121ZM137 258V257H136ZM143 258V257H142ZM124 259V258H123ZM256 259V258H255ZM264 259V258H263ZM115 260H117V259H115ZM144 262H145V260L144 259H142ZM141 260V261H142ZM123 261V260H122ZM116 262V261H115ZM143 262V263H144ZM146 263V262H145Z\"/></svg>","mask_w":264,"mask_h":264},{"label":"crops","instance_id":"obj_3","mask_svg":"<svg viewBox=\"0 0 264 264\" xmlns=\"http://www.w3.org/2000/svg\"><path fill=\"white\" fill-rule=\"evenodd\" d=\"M40 241L28 237H0V264H64L65 250L58 251V246L62 248L66 244H59L49 236L44 237L41 246Z\"/></svg>","mask_w":264,"mask_h":264}]
</instances>
